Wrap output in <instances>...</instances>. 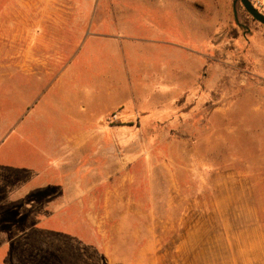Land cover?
I'll return each instance as SVG.
<instances>
[{
  "label": "rangeland",
  "instance_id": "374dc122",
  "mask_svg": "<svg viewBox=\"0 0 264 264\" xmlns=\"http://www.w3.org/2000/svg\"><path fill=\"white\" fill-rule=\"evenodd\" d=\"M237 14L190 42L0 0V264H264V26Z\"/></svg>",
  "mask_w": 264,
  "mask_h": 264
},
{
  "label": "crops",
  "instance_id": "0c3cea01",
  "mask_svg": "<svg viewBox=\"0 0 264 264\" xmlns=\"http://www.w3.org/2000/svg\"><path fill=\"white\" fill-rule=\"evenodd\" d=\"M112 7L119 18L132 15L129 22L134 24L146 22L142 13H147L161 25L162 33L168 32V25H177L179 39L190 42L212 39L217 25L233 15V0H112ZM5 246L6 242L0 243V251Z\"/></svg>",
  "mask_w": 264,
  "mask_h": 264
},
{
  "label": "water",
  "instance_id": "95a60500",
  "mask_svg": "<svg viewBox=\"0 0 264 264\" xmlns=\"http://www.w3.org/2000/svg\"><path fill=\"white\" fill-rule=\"evenodd\" d=\"M237 4H240L245 12L257 23L264 26V14L260 13L249 0H233V18L237 25L238 22Z\"/></svg>",
  "mask_w": 264,
  "mask_h": 264
},
{
  "label": "built area",
  "instance_id": "2783aa9c",
  "mask_svg": "<svg viewBox=\"0 0 264 264\" xmlns=\"http://www.w3.org/2000/svg\"><path fill=\"white\" fill-rule=\"evenodd\" d=\"M252 5L262 14H264V0H249Z\"/></svg>",
  "mask_w": 264,
  "mask_h": 264
},
{
  "label": "trees",
  "instance_id": "16d2710c",
  "mask_svg": "<svg viewBox=\"0 0 264 264\" xmlns=\"http://www.w3.org/2000/svg\"><path fill=\"white\" fill-rule=\"evenodd\" d=\"M237 5H239V6H241L240 4H237ZM242 7V6H241ZM243 11L245 12V10L243 9ZM245 14L251 19V20H253L246 12H245ZM254 21V20H253Z\"/></svg>",
  "mask_w": 264,
  "mask_h": 264
}]
</instances>
